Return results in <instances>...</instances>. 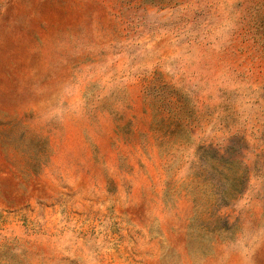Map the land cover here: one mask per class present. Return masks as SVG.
<instances>
[{"label":"rangeland","instance_id":"obj_1","mask_svg":"<svg viewBox=\"0 0 264 264\" xmlns=\"http://www.w3.org/2000/svg\"><path fill=\"white\" fill-rule=\"evenodd\" d=\"M0 264H264V0H0Z\"/></svg>","mask_w":264,"mask_h":264}]
</instances>
